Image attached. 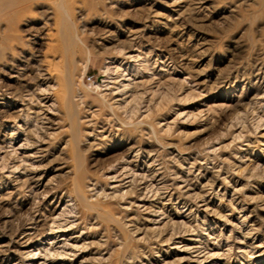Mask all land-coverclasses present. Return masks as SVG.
<instances>
[{
    "label": "rangeland",
    "instance_id": "1",
    "mask_svg": "<svg viewBox=\"0 0 264 264\" xmlns=\"http://www.w3.org/2000/svg\"><path fill=\"white\" fill-rule=\"evenodd\" d=\"M11 1L0 264H264V0Z\"/></svg>",
    "mask_w": 264,
    "mask_h": 264
},
{
    "label": "bare ground",
    "instance_id": "2",
    "mask_svg": "<svg viewBox=\"0 0 264 264\" xmlns=\"http://www.w3.org/2000/svg\"><path fill=\"white\" fill-rule=\"evenodd\" d=\"M12 4H13V1H11V0H4V1L0 2V11H2L3 8L8 9V10H12L14 8V6ZM60 10H61V12H63L62 9H60ZM60 10H58V11L60 12ZM63 14H65V13L63 12ZM68 18L69 17L65 18L64 22L60 20L63 24L61 23L62 26L60 28V35L58 34L59 37L56 40H54V42L48 43V46L52 50H54V52H55V51H57L58 47H60L59 46L61 44L60 42H62L64 44V50L66 51L65 54H67V55H69L70 53H72L75 50L76 45L78 44L77 41H82V39L78 36L77 32L73 29L72 23H71V21L68 20ZM57 19H56V21H57ZM55 23H57V22H55ZM58 39L61 41H59ZM99 81H105V78H99ZM69 101H72L71 98H69ZM72 125L76 126L75 123H72ZM75 126L73 128H75ZM72 135L76 136V130L75 129L72 130ZM74 185H75V191H76L75 193H77L78 198L84 199L83 198L84 195H82L81 184L76 180Z\"/></svg>",
    "mask_w": 264,
    "mask_h": 264
},
{
    "label": "built area",
    "instance_id": "3",
    "mask_svg": "<svg viewBox=\"0 0 264 264\" xmlns=\"http://www.w3.org/2000/svg\"><path fill=\"white\" fill-rule=\"evenodd\" d=\"M91 76L87 75V79H90Z\"/></svg>",
    "mask_w": 264,
    "mask_h": 264
}]
</instances>
